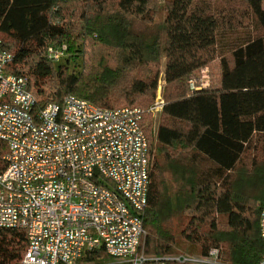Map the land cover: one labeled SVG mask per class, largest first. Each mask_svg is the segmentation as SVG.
Here are the masks:
<instances>
[{"label": "trees", "instance_id": "1", "mask_svg": "<svg viewBox=\"0 0 264 264\" xmlns=\"http://www.w3.org/2000/svg\"><path fill=\"white\" fill-rule=\"evenodd\" d=\"M211 1L164 0L159 21L161 0H0V37L15 55L8 71L30 77L43 103L61 104L71 93L103 108L147 109L144 98L156 95L164 59L159 147L147 129L146 254H173L185 242L182 252L205 255L218 248L227 263L260 264L264 2L244 0L242 13L238 5L226 9ZM248 20L256 22L255 33L228 39L236 26L246 32ZM85 36L101 55L76 70ZM64 46L67 55L55 63L48 50ZM216 60L219 82L192 90L191 76ZM8 152L0 143L2 170ZM27 248L25 231L0 229V264H21ZM108 258L94 252L79 264H110Z\"/></svg>", "mask_w": 264, "mask_h": 264}, {"label": "built area", "instance_id": "2", "mask_svg": "<svg viewBox=\"0 0 264 264\" xmlns=\"http://www.w3.org/2000/svg\"><path fill=\"white\" fill-rule=\"evenodd\" d=\"M66 50L50 48L48 56L56 63ZM14 59L0 37V143L9 150L0 169V229L27 233L21 264H79L94 252L110 264H230L218 248L146 254L147 117L164 101L108 109L70 93L61 104L43 103L30 77L8 71ZM190 86L207 87L195 78ZM260 235L264 243V205Z\"/></svg>", "mask_w": 264, "mask_h": 264}, {"label": "rangeland", "instance_id": "3", "mask_svg": "<svg viewBox=\"0 0 264 264\" xmlns=\"http://www.w3.org/2000/svg\"><path fill=\"white\" fill-rule=\"evenodd\" d=\"M211 3L216 7H221V8H226V9H232L233 6L238 5L240 7V11H242V13H244V12L247 13V10H243L245 7V1L244 0H212ZM163 5H164V0H161V5H160L161 9L159 10L158 16H157V19L159 21L163 20L164 16H165ZM228 11L229 10H227V12ZM76 14L79 16L81 14V9L76 10ZM248 22H249V20L246 21L245 24H247ZM237 27H239V28H237ZM257 28L258 27L256 25V22H253V21H251V23L247 24V27L245 28L247 30L246 32L241 29L240 25L236 26L235 27L236 30H234L235 33L230 32L228 39H232V36L246 35V34H249V32L255 33L257 31ZM86 37L87 36H85L84 40L82 39L83 42L81 41V47L84 51L83 57H80V59L78 60V63L82 67H78V68H76V70H83L84 61L85 62L92 61V59H94L95 55L97 57H99V55H101V52L99 50L100 47H94L92 45L91 37H89L87 40H86ZM116 52L114 53L115 57H117L118 55L121 54L120 52H118V53H116ZM105 54L109 55L108 52H105ZM118 57L120 58V56H118ZM158 64H159L158 65L159 85H158L157 93L154 96V98H151V97L144 98L145 103L142 104V106H148L147 109H149L150 107H153L157 103L158 100L164 101V93H165V89H166V83H165V79H164L165 60L161 59V61H159ZM220 74H221L220 62H219V60H216L213 63H211L208 67L203 69L202 71L196 73L195 75H192L191 78L197 79L199 84H204V85H207V87H208V86L217 84L219 82ZM145 110H146V107H145ZM163 117L164 116L162 115V110H160L159 112L152 114L151 116L148 117V120L150 121V125H148L147 129H148V133L150 135V138L154 144V148L159 147L158 141H157V131H158V128H159V126L163 120ZM220 221H221V224L223 226H225V220L222 219ZM187 245L188 244H185V242H183L184 248H182V245H181L180 246L181 249L179 248L178 250L179 251H185L186 250L185 248L187 247ZM188 253L191 254L189 251H188ZM194 254L198 255L197 252H195ZM108 259H109V261L111 260V262H112V258H108Z\"/></svg>", "mask_w": 264, "mask_h": 264}]
</instances>
